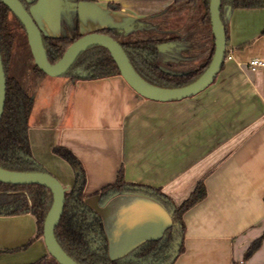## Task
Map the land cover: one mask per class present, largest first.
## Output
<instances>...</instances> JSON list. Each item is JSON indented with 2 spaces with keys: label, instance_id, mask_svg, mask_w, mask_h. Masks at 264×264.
Segmentation results:
<instances>
[{
  "label": "crops",
  "instance_id": "crops-1",
  "mask_svg": "<svg viewBox=\"0 0 264 264\" xmlns=\"http://www.w3.org/2000/svg\"><path fill=\"white\" fill-rule=\"evenodd\" d=\"M26 2L42 34H61L65 0L61 7L56 0ZM174 2L81 0L80 31L124 27ZM223 16L232 58L196 95L149 99L121 74L77 81L48 75L27 86L34 98L33 154L67 191L74 172L53 148L66 147L79 158L87 202L103 219L111 258L161 237L173 221L163 203L141 193L122 192L101 205L99 191L122 170L127 182L159 189L176 206L204 181L206 196L183 214V250L173 264H264V66H249L253 58L264 59V7L227 5ZM37 232L31 213L0 215V250H16L0 253V264H26L47 254ZM259 237L260 246L247 256Z\"/></svg>",
  "mask_w": 264,
  "mask_h": 264
},
{
  "label": "trees",
  "instance_id": "trees-1",
  "mask_svg": "<svg viewBox=\"0 0 264 264\" xmlns=\"http://www.w3.org/2000/svg\"><path fill=\"white\" fill-rule=\"evenodd\" d=\"M22 1L29 9L30 4L26 0ZM79 1L65 0L59 36L42 34L47 59L52 63L62 56L74 40L83 35L76 7ZM209 5L210 0H175L159 13L134 20L124 27H105L98 31L111 35L122 45L133 69L145 81L165 88L182 87L195 81L204 72L214 54L215 37ZM227 5L264 7V0H222L221 17L225 28L223 9ZM109 6L119 7L111 3ZM14 22L26 35L20 20L0 2V47L7 79L6 100L0 121V167L19 172H49L35 158L30 144L29 118L34 98L23 80L11 73L17 40ZM32 60L35 74L42 78L48 76ZM119 74L109 50L94 44L80 53L65 75L77 81ZM53 152L64 158L74 172V182L71 189L66 191L64 212L55 229L57 242L65 252L80 264H173L183 250V214L206 196L203 180L199 181L187 200L176 206L159 189L127 182L120 170L116 181L99 191L101 205L122 192L141 193L163 203L171 211L173 221L161 237L143 242L122 257L111 258L103 219L87 202V174L82 162L66 147L55 146ZM134 187L139 190L135 191ZM53 201V192L44 185L0 182V215L33 214L38 225L37 237L43 236L44 222ZM261 240L262 237H259L250 245L247 256L260 246ZM175 247L178 248L176 255ZM15 251L7 249L0 250V253ZM27 264L60 263L47 253Z\"/></svg>",
  "mask_w": 264,
  "mask_h": 264
},
{
  "label": "water",
  "instance_id": "water-1",
  "mask_svg": "<svg viewBox=\"0 0 264 264\" xmlns=\"http://www.w3.org/2000/svg\"><path fill=\"white\" fill-rule=\"evenodd\" d=\"M56 1L61 7L63 0ZM0 2L9 7L12 13L23 24L35 64L40 70L52 77L65 75L83 50L91 45L98 44L109 50L122 77L140 95L149 99L168 101L187 98L206 89L213 83L225 62L227 34L221 17L222 0H210L209 9L212 31L215 37V50L209 65L195 81L176 88L159 87L145 81L133 69L122 45L111 35L99 31L85 33L74 40L62 56L52 63L47 59L45 53L42 31L23 1L0 0ZM6 84L7 79L0 47V121L6 100ZM0 182L15 185L37 183L51 189L54 201L43 226V238L48 253L60 264H80L60 247L55 235V229L64 212L67 191L59 179L50 172H19L0 167ZM133 189L135 191L139 190L138 187H134ZM174 252V255H176L178 252L177 247L174 248Z\"/></svg>",
  "mask_w": 264,
  "mask_h": 264
},
{
  "label": "rangeland",
  "instance_id": "rangeland-1",
  "mask_svg": "<svg viewBox=\"0 0 264 264\" xmlns=\"http://www.w3.org/2000/svg\"><path fill=\"white\" fill-rule=\"evenodd\" d=\"M13 29L15 31V34L17 36L16 45L14 49V63L11 68V73L14 75L20 77L23 82L28 86L31 82L33 86H35L37 81H40L45 77H39L35 74L33 71V58L31 55V50L29 47V44H27L26 35L22 28L14 22ZM64 76V75H63ZM66 76V75H65ZM52 77V76H51ZM62 77V76H58Z\"/></svg>",
  "mask_w": 264,
  "mask_h": 264
},
{
  "label": "built area",
  "instance_id": "built-area-1",
  "mask_svg": "<svg viewBox=\"0 0 264 264\" xmlns=\"http://www.w3.org/2000/svg\"><path fill=\"white\" fill-rule=\"evenodd\" d=\"M225 58H232V54H226ZM249 66H251L252 68L264 66V59L253 58L249 61Z\"/></svg>",
  "mask_w": 264,
  "mask_h": 264
},
{
  "label": "flooded vegetation",
  "instance_id": "flooded-vegetation-1",
  "mask_svg": "<svg viewBox=\"0 0 264 264\" xmlns=\"http://www.w3.org/2000/svg\"><path fill=\"white\" fill-rule=\"evenodd\" d=\"M27 264V263H26Z\"/></svg>",
  "mask_w": 264,
  "mask_h": 264
}]
</instances>
